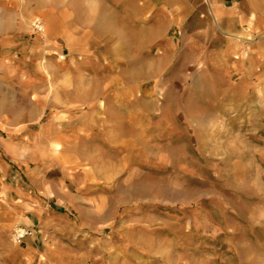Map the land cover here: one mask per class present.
Returning <instances> with one entry per match:
<instances>
[{
    "label": "rangeland",
    "instance_id": "1",
    "mask_svg": "<svg viewBox=\"0 0 264 264\" xmlns=\"http://www.w3.org/2000/svg\"><path fill=\"white\" fill-rule=\"evenodd\" d=\"M77 1L0 0V137L17 155L41 154L35 163L59 161L48 176L66 186L76 174L69 159L83 151L89 157L80 163L119 172L108 194L54 207L52 226L43 216L20 224V211L1 199L0 264H264V62L232 47L227 54L223 43L225 57L206 55L213 42L196 37L193 0H101L128 30L124 39L89 32L95 26L78 20ZM46 18L52 31L44 41L36 27ZM60 27L71 44L54 34ZM152 30L164 33L146 44ZM159 66L158 77L145 78ZM66 77L71 86L108 83L105 102L116 117L140 123L109 127L116 119L108 116L86 126L83 115L105 112L104 93L74 105L68 89L59 102L52 88ZM30 109L36 115L26 118ZM116 128L124 141L140 128L136 138L151 141L141 154L91 143L111 140ZM8 164V180L24 181V168ZM104 194L101 205L93 202ZM17 230L25 231L19 241Z\"/></svg>",
    "mask_w": 264,
    "mask_h": 264
},
{
    "label": "crops",
    "instance_id": "2",
    "mask_svg": "<svg viewBox=\"0 0 264 264\" xmlns=\"http://www.w3.org/2000/svg\"><path fill=\"white\" fill-rule=\"evenodd\" d=\"M188 11L194 15V20L197 23L196 37L209 38L210 40L207 41L213 42L210 51L209 49L206 50V55L216 56L218 54L225 57L222 51L228 54L227 49L232 47L234 53L254 56L259 58L261 63L264 62V0H193L191 6L188 7ZM226 38L229 40H226V42L220 41ZM220 43L226 45L223 50L219 46ZM260 77L264 76L261 75ZM118 130L121 132L120 134H111V136L113 135L111 140L113 138L118 139L117 143H110L111 140L108 137L98 142H96L98 139H91V143L97 145V147L102 146V143H104L111 146L113 152L117 153L119 150L121 151L119 147L122 145L127 146L120 143V141H124V133H122V129ZM85 131L88 130L85 129ZM100 132L96 135L103 134L102 131ZM87 134L90 136V133ZM80 135L77 136V142H80L82 138ZM66 141L69 142L70 139ZM15 147L16 145L9 144L6 138L0 137V187L3 188L0 189V200L7 201L5 203L7 204V210L13 208L20 211L17 220L20 224L24 222L26 225H32L33 222H30L29 218L38 219L43 216L42 219L38 220H43L45 224L52 226V219H56L55 214H59L53 208L58 209L65 206L64 199L70 197L72 198L71 202H75L74 199L82 198L85 200L90 198L91 193L103 192L108 194L107 181L103 178L107 175L105 170H102L103 177L96 174L97 168H103L101 162H95L97 164L92 165L91 162L80 163V161L74 162V160L69 159L72 161L70 168L76 174L70 176L69 186H66L64 178L58 177L56 180H50L48 176L52 168L59 167V161L35 163L40 161L41 154L28 149L24 151L23 155H17L18 152ZM8 163L20 169L24 168V181L19 176L12 182L8 180V175L13 176V173H15L14 171L9 173L10 165ZM88 163H91V165ZM80 168L82 170L77 174ZM104 183L105 185H102ZM73 185L77 186L76 190ZM73 189L75 191H72ZM105 194L98 197H104ZM68 207L74 209L71 205H68ZM22 216H25V219H22ZM31 227H34V225Z\"/></svg>",
    "mask_w": 264,
    "mask_h": 264
},
{
    "label": "bare ground",
    "instance_id": "3",
    "mask_svg": "<svg viewBox=\"0 0 264 264\" xmlns=\"http://www.w3.org/2000/svg\"><path fill=\"white\" fill-rule=\"evenodd\" d=\"M77 3H78V13H79L77 18L79 17L78 20L81 22V24H85V25L91 24V25L95 26V27L93 26L94 28L89 30V32H91L97 36L101 34L102 36H105V37H107L106 34L113 33L118 38H122V39L125 38L124 36L128 35V30L124 26H122V24L117 20V18L107 9L104 10V6H103V3L101 0H78ZM44 22H45L44 24L39 25V32L42 33V35H43L42 39L45 41L48 37V34L51 33L52 28H51V23H50L51 20L46 18V20H44ZM68 23H70V22H68ZM60 24H62V23H60ZM44 26H45V31H44ZM70 26H72V29L74 31L76 30L75 26L71 25V23H70ZM94 29H95V32H94ZM152 31H153L152 36L150 35V37L145 40L146 44H149L151 42V40L157 39V37L161 36L164 33V31H160V30H157V31L152 30ZM61 32H62L61 36L64 37V40L67 42V44L68 45L71 44L72 41H70V38H71L70 35L67 33L65 35V32L62 29V27H60V29H58L56 32L54 31V34L56 33L57 36H60ZM88 46H92V47L104 46L107 48L111 47L105 43L98 45V43L95 41L88 42ZM106 68H107V66H106ZM161 71H164V68L161 66L156 67V68L152 67V72L149 75H146L145 78L147 79V78L156 77ZM261 75L264 76V72H262ZM70 80L71 79L69 77H66L64 79V81L58 82L55 85H53L52 90L55 92V96L59 102L62 101L61 100V94L66 93V91L68 89H71L77 95L78 100L75 99L72 101V104H74V105H76L77 103H80V102L81 103L87 102V100L89 99L90 96L92 97V100L93 99L96 100V99H98V96H99L98 94L104 93L103 94L104 97L103 96H101V97L104 99L105 108H103V109L105 110V112L94 113V114L91 113V114L83 115L82 117L85 118L86 120H88L87 122H85L86 126H91V125L95 126L99 122L100 118H102V117L109 118L108 116L111 117V120L116 119L114 122L115 124L111 123V125L109 127H112V126L120 127L119 124L121 122H123L125 124L127 122H129V123H133L131 125V127L133 128L135 126L134 123H140L137 119H135V121H134L133 117H131L130 119H127V117H130L131 115H129V116L127 115L126 118H124V117L123 118H117L116 117L117 111H114L112 104L111 103L108 104L105 102V100H109V96L106 95V93L108 92V90H107L108 86H109L108 83L104 84L103 86L95 85L91 82H89L87 84L83 83V84L71 86ZM136 85H137V87H139L138 83H136ZM162 87H164V86H162ZM114 95H117V93H115ZM115 101H116V99H115ZM34 115H36V112H34L32 109H30L26 115V118H31ZM105 121H107V120L105 119ZM99 127L101 128V126H99ZM138 132L142 133L141 128L138 130ZM138 132H137V135H138ZM122 133H124V130H122ZM136 136L133 138L127 136L126 140L120 141V143L126 144L128 147H131L133 150L137 151V150H139V147L142 146L143 143H145V142L147 143V142L151 141V136L143 137L140 140H139V137L136 138ZM117 142H118V139H115V138H113L110 141V143H112V144L117 143ZM57 150H59L58 145H56V147H55V151H57ZM143 152H144V150L140 149L138 153L141 154ZM81 153H82V156H77L75 158H71L70 160H74V162H75V161H80L81 159H84V158L87 159L89 157L87 154L84 153V151ZM105 169H106L105 167L97 168L96 174L102 176L103 175L102 170H105ZM110 172H112V174L111 173L107 174V172H106V174H107L106 177L102 176L103 178L106 179V181L113 179L114 174L118 173L119 170L117 168H115V169H112ZM109 186L110 185H107V188H110ZM148 190H154V187L153 186L148 187ZM104 201H105L104 197H97L95 200H93L94 203L99 202L97 205H101V202H104ZM96 216H99V215L97 213L92 212L90 219H94ZM141 222H144L147 225L150 224L146 217H143V220H141Z\"/></svg>",
    "mask_w": 264,
    "mask_h": 264
},
{
    "label": "built area",
    "instance_id": "4",
    "mask_svg": "<svg viewBox=\"0 0 264 264\" xmlns=\"http://www.w3.org/2000/svg\"><path fill=\"white\" fill-rule=\"evenodd\" d=\"M36 29L39 31V28L36 27ZM17 232V235H16V240L19 241L20 239H22L24 236H25V231L22 232V231H16ZM28 236V235H27Z\"/></svg>",
    "mask_w": 264,
    "mask_h": 264
}]
</instances>
